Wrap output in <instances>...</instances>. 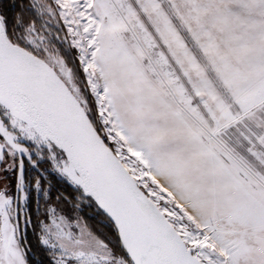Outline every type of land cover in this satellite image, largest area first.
Masks as SVG:
<instances>
[{
    "label": "snow or ice",
    "instance_id": "snow-or-ice-1",
    "mask_svg": "<svg viewBox=\"0 0 264 264\" xmlns=\"http://www.w3.org/2000/svg\"><path fill=\"white\" fill-rule=\"evenodd\" d=\"M0 264H264V0H0Z\"/></svg>",
    "mask_w": 264,
    "mask_h": 264
},
{
    "label": "trees",
    "instance_id": "trees-1",
    "mask_svg": "<svg viewBox=\"0 0 264 264\" xmlns=\"http://www.w3.org/2000/svg\"><path fill=\"white\" fill-rule=\"evenodd\" d=\"M83 216H84L85 222H87L89 224V226L94 231H97V232L106 231V229H101L98 226V223H97V220L96 219L90 218L91 217V214L88 211H84ZM33 222L35 223V216L33 217ZM28 237H29V239L31 241H33V243H35V236L32 234V231L31 230H29V232H28Z\"/></svg>",
    "mask_w": 264,
    "mask_h": 264
},
{
    "label": "rangeland",
    "instance_id": "rangeland-1",
    "mask_svg": "<svg viewBox=\"0 0 264 264\" xmlns=\"http://www.w3.org/2000/svg\"><path fill=\"white\" fill-rule=\"evenodd\" d=\"M12 180H14V178H11Z\"/></svg>",
    "mask_w": 264,
    "mask_h": 264
}]
</instances>
